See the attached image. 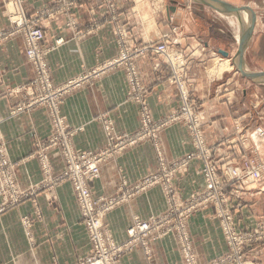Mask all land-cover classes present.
Returning a JSON list of instances; mask_svg holds the SVG:
<instances>
[{"label":"crops","instance_id":"0c3cea01","mask_svg":"<svg viewBox=\"0 0 264 264\" xmlns=\"http://www.w3.org/2000/svg\"><path fill=\"white\" fill-rule=\"evenodd\" d=\"M74 1L78 6L74 10L77 26H67L68 18L62 11L46 17L44 44L50 49L48 63L56 85L117 56L123 40L127 45L143 47L151 41L148 36L167 33L176 43V56L179 52L186 56V77L192 81V95L208 119L205 130L209 143L219 145L224 141L233 130L236 114L247 108L243 105L247 98L241 97V81L232 60L219 61L217 58L216 52L228 47L223 39L224 31L216 29L215 20L224 18L222 14L228 18L241 14L220 11L206 3L208 0H148L153 6L159 3V9L152 11V24L146 26L145 13L137 9L134 16L142 28H131L125 10L131 0H25V9L32 16L48 6H64ZM109 2H113L115 11L107 5ZM225 2L235 6L232 0ZM1 6L2 0L0 30L8 24ZM146 8L149 11L148 6ZM24 53L25 43L20 36L0 45V133L7 156L15 164L18 189L24 191L23 201L0 214V264H77L89 254L91 243L73 184L57 178L65 169L64 157L60 149L48 153L43 162L37 154L52 133L50 111L44 106L18 109L32 99V90L18 88L34 76ZM160 57L147 51L139 62L143 82L149 90L147 101L154 122L169 119L180 103L178 91L169 82L165 66L156 68L165 62ZM208 68H211V75ZM243 91L246 96L245 89ZM128 94L126 74L116 69L90 77L63 95L59 114L66 129L73 132L71 143L76 151L97 153L107 146L108 139L100 122L102 116H108L120 134H131L140 129V107ZM253 139L257 142L261 138L254 135ZM160 140L161 150L152 142H142L113 153L102 163L100 178L91 184L94 195L119 196L124 191L123 181L140 183L160 173L159 153L170 164L192 150L187 127L182 123L169 122L161 131ZM234 147V144L220 145L222 156L219 161H225L227 157L235 161ZM43 163H50L54 179L51 183L47 182ZM175 183L177 190H173L181 198L203 189L205 183L199 161H193L188 168L177 172ZM168 186L164 182L156 184L136 193L130 200L118 203L107 213L106 224L117 241L127 238V229L135 216L147 219L166 210L164 194ZM2 201L0 198L1 204ZM240 204L233 210L239 230L247 232L259 221H264V183L243 195ZM213 214V208H207L190 217L188 229L198 258L201 264H232L222 262L228 249L219 220ZM150 249L148 255L143 248H135L122 257L121 264H185L178 237L173 233L153 240ZM247 260L248 264H264V245L250 251Z\"/></svg>","mask_w":264,"mask_h":264},{"label":"rangeland","instance_id":"374dc122","mask_svg":"<svg viewBox=\"0 0 264 264\" xmlns=\"http://www.w3.org/2000/svg\"><path fill=\"white\" fill-rule=\"evenodd\" d=\"M232 1L236 7H240L242 9L238 12L241 15L239 16V18L236 14H233L229 16L231 18H228L226 15L222 14V16H225V19L220 18L215 20L216 29L220 28L224 31L225 35L223 39L228 47V49H223L222 51L219 50V52H216V55L217 58H219V61L224 58L231 59L232 66L237 69L238 76L241 81L239 88L241 97L243 95V97L247 98L245 102H243V105L247 106V111H245L246 109L244 108V110L242 109L241 114H236V117L233 121V132L231 131V133L224 139V141L219 142L218 145L209 143V139L205 130V126L208 122V119H206V117L203 115V110L199 102L192 95V81L190 82L186 77V73L188 70V62L186 61V56L181 52H179V54L176 56V52H178L174 47L176 43L169 38V35L167 33L161 35L159 32H157V35L148 36L151 41H149L146 46H157L159 44H166L169 46L168 54L172 56V58H174L176 61L179 60L178 65H174L173 69L171 65L167 63V55H159L155 53V51L150 50L158 56H161L160 58H164L165 62L162 61L163 64L161 66H156V68L160 69L162 66H165V68L169 72V82L174 85L178 91L180 103L178 105V108L171 114L169 119L154 122L151 115L152 112L147 101V95L149 94V90L143 82L141 74L142 72L139 67L140 60L146 55V53H143L141 55L137 54V50L143 48L142 46L138 47L131 44L126 45V47L128 46L127 59L122 62L120 61L121 57L123 56L122 50L125 48V46L123 45V40L121 42L122 46L117 56L105 62H102L101 64H98L97 66L90 68L89 70H86L85 72L77 76L66 80L62 84L56 85L53 81L51 68L48 63V55L50 53V49L47 48L44 44V41L46 39L45 28H47L46 17L49 18L51 16H56L60 11H62L64 16L68 18L67 26H77L78 19L74 16V10L78 9V6H75L76 2L74 1L64 6H60L57 4L54 6H48L41 13L30 16L28 15L25 9V0H2L1 10L4 13L5 18L7 19L8 24L5 28H2L0 30V45L9 39L16 38L18 36L22 37L25 43L24 54L29 64L31 65L34 73V76L29 81V83L18 87L21 91L29 89L32 90V99L29 100L23 106L18 107L19 110L24 108H35L38 106H44L45 108L49 109L46 104H39L38 102L40 99L46 97L47 95H51V92H53L54 94L57 91L68 88L70 83L74 80H82L83 82H85L86 80L90 79V77H98L103 74H108L111 71H115L116 69H121L125 72L129 84L128 95L130 97L132 96L133 102L135 104H138L140 107L141 127L134 133L120 134L116 131L115 125L111 120H109L108 116H102L100 118V122L104 128L106 138L108 139L109 128H111V131L115 138L112 153L125 150L128 146H135L142 142H152L155 144L157 149L161 150L160 148L162 144L160 140V133L169 122L182 123L187 127V132L191 141L192 150L184 156L174 160L170 164L165 162L162 159L161 154L159 153V175L161 179L156 182L147 181V178L143 179L142 182H140L141 184H139V182L135 184H129L126 181H123L122 189L124 191L121 192L119 196H115L113 198H108L105 196H96L93 193L91 184L96 179L100 178L102 165L100 164L99 176L96 179L91 180L89 183L87 182V185L91 190L92 199L94 201L93 211L91 214L84 213L82 204L80 203L76 194L82 222L85 225L86 232L91 243V249L89 254L82 257L79 262H82V260L90 256L92 252L96 249L93 241V230L88 225V218L93 219L94 217L101 220L100 227L97 231V238H99V235H101L102 239L105 242L104 245H97V251L103 252L104 250H108L112 253L120 252L118 258H115L114 260V262L117 264H121L122 257L125 254L132 252L137 247L143 248L145 253L149 255L151 251L150 243L153 240H159L161 236H166L171 233L177 235L184 263L188 264L183 254V243L178 236V227H180L181 234H185L188 236L189 242L193 247V250L196 255V257L194 258V264H201L200 259L198 258L194 241L188 229V224L190 217H192L196 213L201 212V210L207 208H213V216H216V218L219 220L220 226L225 237L228 254L222 260V262L228 261L232 264H248L247 258L249 252L254 251L257 246L264 245V221H259L253 229L248 230L247 232H242L238 228L239 225L236 221L234 213L235 209L233 210V208H237L241 205L240 203L242 201L243 195H246L248 192H250V190L254 186L264 183V153L262 154L261 152L264 151V82H262L264 81L262 80L264 79V0ZM128 2L129 6L125 10L129 14L131 28L133 26L142 28L141 24H139L137 18H135L134 16V13L136 14L137 9L145 13L144 22L146 26L152 24V11L153 9H159L158 2H156L155 6H153L151 2H148V0H141L139 4L138 1L137 3H135V1L133 2L132 0ZM107 5L112 11L116 10L113 2H109L107 3ZM136 5L139 7L136 8ZM146 6H148L149 11L147 10ZM244 12L248 13L247 18L243 16ZM253 18L254 23L252 20ZM239 28L240 34H238ZM250 28L252 29L250 31L249 36H247L246 38L244 54L241 57L239 54V47L241 45V41L246 37L247 32L250 30ZM33 29L42 30L44 37L39 43H36L38 44L37 47L39 50V57L35 56L33 59H31L28 54L29 45L26 39V32L28 33ZM58 42H61V39L58 40ZM134 42L136 41L134 40ZM241 66H243L244 71L246 73L256 74V76H247L240 69ZM210 69L208 68V73L210 72ZM211 74L212 73L210 72V75ZM259 83L263 84L260 85ZM244 89L247 93L246 96H244ZM71 90H68L67 92ZM65 93H63V95ZM183 94L187 98V107L193 112L195 119H190L189 117L188 119L182 118V114L184 113L185 108ZM63 95L60 97L59 102H57V106H59V108H61V101ZM249 107L251 108V110L253 109L251 113V110L248 111ZM51 124L52 133L50 137L45 140L46 142L42 144V151H38L37 154H45L46 156H48V153H50L52 150L59 149L54 146L55 143H51V140L54 139V135H57V129L52 121ZM63 126L64 129L67 128L64 119ZM72 133L73 132L71 131L67 132L68 135H71ZM254 135H257L261 139L255 142V140L253 139ZM122 138H124L125 141H122ZM125 142L128 143L124 146ZM199 143L201 145L200 151L197 149ZM223 143L229 146L234 144L235 147L233 151L237 155L235 157V161H233L230 157H227V160L225 161H219V158L222 156L220 155L219 149L220 145H223ZM71 146L73 147L72 143ZM107 147L108 142L107 146L104 149H106ZM73 149L76 151L74 147ZM79 153L95 154L89 152ZM112 155L113 154H110V156ZM110 156L108 158H110ZM193 161H199V163L201 164V175L204 179L205 187L192 193L190 196L181 198L179 193L177 196L175 174L188 168ZM9 163L11 164L10 166L15 165L10 159ZM43 165H48L49 171L45 172L47 175L45 173L44 174L47 176V182L51 183L54 179L52 180L50 163H43ZM207 167L211 169L213 177L217 182L216 188L218 189L216 190V192H207L208 182L205 175ZM237 170H239L242 177L232 180L231 173H234ZM256 171H259L261 173L260 176L256 179L250 178V176L247 175L248 173H254ZM11 174L12 176H14L15 182H17V178L14 173V168L12 169ZM151 177L153 176H150L148 178ZM57 178L59 181H71L73 179L71 178V172L68 169L67 164L62 175L57 176ZM146 181L147 183L150 182L151 184L149 183L148 185ZM162 182L170 185L166 187L167 193L164 194L167 200L166 210L163 213L152 215L147 219H142L141 217L135 216L129 228L127 229V238H125L123 241H117L115 237L111 234L110 229L106 224L105 218L107 213L111 209H113L118 203L133 198L135 194L131 192V190L136 191L137 186H139L142 189L141 191L144 192L147 190V188H150ZM71 183L73 184L74 190L76 192L74 182L71 181ZM1 184L2 181H0V185ZM173 188H176V190L174 191ZM22 192L24 191L21 190L20 193ZM217 193L219 194L217 195ZM28 196H30V193ZM0 198L3 200V203H0V214L6 211L7 208L12 207L24 200L23 197L15 203H9L11 202L10 197L4 194L1 188ZM228 217L231 218L232 222L229 228H231L232 232L234 233V236L236 237V240L234 242L229 241L228 235L225 230L224 222L228 221ZM153 220L158 221L157 225H159V227L157 228L156 232H154L153 234L150 233L147 237H145V243L144 241H138L133 242L131 243V245H129V230H131L134 226L136 227L138 222H151ZM229 235L231 236L232 233H229ZM79 262L77 264H79Z\"/></svg>","mask_w":264,"mask_h":264},{"label":"built area","instance_id":"2783aa9c","mask_svg":"<svg viewBox=\"0 0 264 264\" xmlns=\"http://www.w3.org/2000/svg\"><path fill=\"white\" fill-rule=\"evenodd\" d=\"M44 37L43 31L40 29H33L30 32H26V39L29 45L28 54L31 59H33L35 56L39 57V50L36 43H39ZM127 42L124 41L125 48L122 50V57L120 61H125L127 59V49L126 47ZM169 46L166 44H159L157 46L150 45V46H143V48H140L137 50V54H143L147 51L153 50L155 53L159 55H167V63L171 65V67L174 69V65H178L179 61H176L172 56L168 54L169 52ZM41 79V78H40ZM82 80H74L70 83L68 88H65L63 90L57 91L53 94L51 92V95H47L46 97L39 100V104H46V106L49 107L50 113L52 116V122L54 126L57 129V135H54V139L51 140V143H55L54 146L61 149L62 154L65 157L66 164L68 165V169L71 172V178H73L71 181L74 182L75 188H76V194L77 197L82 204V207L84 209L85 214H91L93 211V199L91 196V190L88 187V183L91 180L96 179L99 176L100 173V164H102L109 156L110 154H113V144H114V135L111 131V128H109V135H108V147L106 149H103L95 154H80L79 152H76L73 147L71 146L70 142V136L68 135L67 130L64 129L63 126V118L59 114V106H57V102H59L60 97L63 95V93L67 92L68 90H71L75 87H78L81 84ZM48 83V82H46ZM49 93V92H48ZM184 96V113L182 114V118L188 119H195L193 112L187 107L188 102L186 96ZM141 97V96H140ZM138 97V98H140ZM142 98V97H141ZM32 107V104H31ZM111 131V133H110ZM68 137V138H66ZM122 141H125L124 138H122ZM50 142V141H49ZM128 142L124 143V146L127 145ZM197 149L201 150L200 143L197 146ZM120 150V149H117ZM116 150V151H117ZM40 158L42 162L47 159V156L40 155ZM164 163V162H163ZM9 159L7 156V153L5 151L4 143L2 140V136L0 133V181H2V184L0 185V188L2 189V192L10 197L11 202L9 203H15L19 199L24 197V193H20L21 191L18 189L17 183L14 180V176H12L11 172L13 169V166H10ZM44 166V172H48V166ZM260 172L256 171L254 173H248L247 175L250 176V178L256 179L260 176ZM206 178H207V192H216L218 188H216V181L213 177V174L211 172V169L207 167L206 170ZM231 179L234 180L236 178H241V174L239 170L235 171L234 173H231ZM161 177L159 174L153 175L151 178H147V181L150 182H156L160 180ZM146 181V183H147ZM88 182V183H87ZM148 182L147 184L149 185ZM141 184V183H139ZM151 184V183H150ZM142 189L137 186L136 191L131 190L134 194L137 192H140ZM219 193H217L218 195ZM6 203V202H5ZM4 203V204H5ZM95 219V220H94ZM101 220L97 219L96 217L88 218V225L93 230V241L95 244V250L92 252L90 256H88L86 259L82 260V262H79V264H117L114 262L115 258L117 259L120 255V252L112 253L111 251L104 250L103 252L97 251V245H104L105 242L102 239L101 235H99V238H97V231L100 227ZM158 221L153 220L151 222H138L137 226L129 230V236H130V243L133 242H143L145 237H147L150 233L156 232L157 228L159 227ZM232 224L231 218L228 217V221L224 222L225 230L228 235V239L230 242H234L236 240V237L234 236V233L232 232L230 225ZM179 229V238L181 239L183 243V254L188 264H194V258L196 257L195 252L193 250V247L191 246L189 242V238L185 234H181L180 227ZM229 233H232L230 236ZM145 243V241H144Z\"/></svg>","mask_w":264,"mask_h":264},{"label":"water","instance_id":"95a60500","mask_svg":"<svg viewBox=\"0 0 264 264\" xmlns=\"http://www.w3.org/2000/svg\"><path fill=\"white\" fill-rule=\"evenodd\" d=\"M207 1V0H206ZM206 3H208L209 5L215 7L216 9L220 10V11H223V10H226V11H231V12H239L240 10H242L240 7H236V6H233L223 0H208ZM215 4L217 5H220L222 8H219L217 7ZM249 9V8H248ZM253 20V23H254V18L252 19ZM252 28H250V30L247 32V35L246 37L241 41V45L239 47V54L240 56L242 57V55L244 54V50H245V43H246V38L247 36H249L250 34V31H251ZM240 57V58H241ZM240 69L242 70L243 73H245L247 76H253L255 77L256 74H251V73H246L244 71V68L243 66L240 67ZM257 75H260V74H257Z\"/></svg>","mask_w":264,"mask_h":264},{"label":"bare ground","instance_id":"6f19581e","mask_svg":"<svg viewBox=\"0 0 264 264\" xmlns=\"http://www.w3.org/2000/svg\"><path fill=\"white\" fill-rule=\"evenodd\" d=\"M243 16H244L245 18H247V17H248V13H247V12H244V13H243Z\"/></svg>","mask_w":264,"mask_h":264}]
</instances>
